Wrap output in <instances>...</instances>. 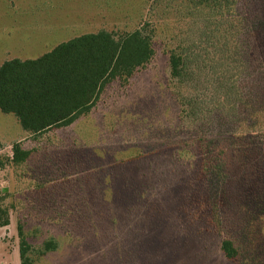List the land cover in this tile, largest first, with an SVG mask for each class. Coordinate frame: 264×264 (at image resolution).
<instances>
[{
	"label": "rangeland",
	"instance_id": "374dc122",
	"mask_svg": "<svg viewBox=\"0 0 264 264\" xmlns=\"http://www.w3.org/2000/svg\"><path fill=\"white\" fill-rule=\"evenodd\" d=\"M208 4L0 0V57L143 24L154 48L69 125L34 135L0 111V264H20L18 225L34 264H264V0L236 1L242 24ZM171 49L185 57L181 79ZM16 142L30 152L19 164ZM226 232L236 260L221 250ZM48 239L57 247L37 255Z\"/></svg>",
	"mask_w": 264,
	"mask_h": 264
},
{
	"label": "trees",
	"instance_id": "16d2710c",
	"mask_svg": "<svg viewBox=\"0 0 264 264\" xmlns=\"http://www.w3.org/2000/svg\"><path fill=\"white\" fill-rule=\"evenodd\" d=\"M222 2L225 19L231 24L244 16L236 14L237 0H197V4ZM220 5V3H218ZM209 7H214L208 4ZM154 54L152 32L143 24L130 32L98 30L61 42L35 59H10L0 65V111L13 114L20 127L39 134L53 127L71 124L78 114L88 112L103 87L113 80L126 82L145 66ZM185 57L182 52H169L170 73L183 78ZM11 162L27 160L28 150L19 142L12 145ZM6 190L0 192V227L9 223ZM20 264H34L32 248L23 227L18 225ZM237 239L226 232L221 250L229 260L239 255ZM57 247L56 240H45L35 253L41 256Z\"/></svg>",
	"mask_w": 264,
	"mask_h": 264
},
{
	"label": "crops",
	"instance_id": "0c3cea01",
	"mask_svg": "<svg viewBox=\"0 0 264 264\" xmlns=\"http://www.w3.org/2000/svg\"><path fill=\"white\" fill-rule=\"evenodd\" d=\"M89 33H94V32H89ZM83 34H85V33H83ZM56 35H59V34H55V35H53L52 34V36H56ZM81 35V34H80ZM51 36V37H52ZM60 36H62V35H59V36H57V38L58 37H60ZM78 36V35H77ZM75 37V36H74ZM73 38V37H72ZM69 39H71V38H69ZM69 39H65V40H62V41H59L58 43H55L54 44V46H52L49 50H44V51H42L41 53H40V55H38L37 57H39V56H41L42 54H44V53H46V52H48V51H50L53 47H55L57 44H59V43H61V42H64V41H67V40H69ZM10 51L7 49V53L5 54V56H3V57H0V65L4 62V61H6V60H10V59H19V60H27V59H35V58H37V57H32V58H30V57H23V58H21V57H17V55H13L12 57H9L10 56ZM24 131V130H23Z\"/></svg>",
	"mask_w": 264,
	"mask_h": 264
}]
</instances>
